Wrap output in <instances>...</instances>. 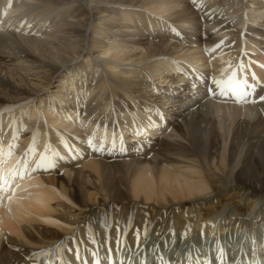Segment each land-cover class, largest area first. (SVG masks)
Segmentation results:
<instances>
[{
  "label": "bare ground",
  "instance_id": "bare-ground-1",
  "mask_svg": "<svg viewBox=\"0 0 264 264\" xmlns=\"http://www.w3.org/2000/svg\"><path fill=\"white\" fill-rule=\"evenodd\" d=\"M261 66L264 0H0V264H264Z\"/></svg>",
  "mask_w": 264,
  "mask_h": 264
},
{
  "label": "rangeland",
  "instance_id": "rangeland-1",
  "mask_svg": "<svg viewBox=\"0 0 264 264\" xmlns=\"http://www.w3.org/2000/svg\"><path fill=\"white\" fill-rule=\"evenodd\" d=\"M84 4L86 5V7L84 6ZM84 6V7H83ZM82 7L84 8V9H87L88 8V2H85V3H82ZM82 8V9H83ZM135 8H138V7H135ZM66 9H68V11H70V7H68V8H66ZM156 15V14H155ZM136 19H137V21H136V24H137V26H140L139 24L141 23V21L142 20H144L145 22H144V26H146V24H147V22H146V20H145V18H143L142 17V15L141 14H137L136 15ZM128 22H130V24L131 25H134L133 24V20H129ZM131 67H133V65H126V67L125 68H130L131 69ZM211 75V74H210ZM58 85L57 86H59L60 85V80H56L55 81ZM56 86V87H57ZM64 86V85H63ZM56 89V88H55ZM48 90H50L51 91V89H48ZM67 91V90H66ZM128 140V139H127ZM129 141V140H128ZM213 207H215V205L213 206ZM210 208V212L208 213V216H211L212 215V213H215L216 211V209L215 208ZM223 207V206H222ZM227 207L228 208H226V210L229 212V211H238L239 212V214H237L238 216H241V217H245V216H247L248 215V211H250V210H248V209H246V207L244 206V205H242L241 207L240 206H237L236 205V203H233V202H227ZM221 208V207H220ZM237 208V209H236ZM247 212V213H246ZM226 214V218H228L229 217V214L228 213H225ZM247 214V215H246ZM263 215H264V213H263ZM260 218H261V216L260 217H258V220H257V222H255V225H254V229L253 228H248L249 230H247V232H245L244 233V236H245V234H252V235H255L256 234V232L258 231V232H262V236L264 237V219L262 220V221H260ZM264 218V217H263ZM225 219H223L222 221H224ZM198 221V220H197ZM39 223V221H37L36 223H33V226H35V225H37ZM24 224L25 225H27L28 226V224H26L25 222H24ZM33 226H32V229H33ZM255 226H256V228H255ZM263 226V227H262ZM29 227H31L30 225H29ZM218 227H219V225H218ZM217 227V228H218ZM256 229H258V230H256ZM60 232H64V231H61V230H59ZM242 235V234H241ZM243 236V235H242ZM262 237V239H264ZM259 241H262L261 239H259ZM215 245H216V242L215 241H212ZM255 242V241H254ZM210 249H212V246H210V248H208V250H210ZM39 259V260H38ZM36 261H35V263L34 264H41V260L40 259H42V258H38ZM48 262H46L45 264H47ZM61 264L59 261H57V264ZM42 264H43V262H42ZM48 264H52V263H48Z\"/></svg>",
  "mask_w": 264,
  "mask_h": 264
},
{
  "label": "snow or ice",
  "instance_id": "snow-or-ice-1",
  "mask_svg": "<svg viewBox=\"0 0 264 264\" xmlns=\"http://www.w3.org/2000/svg\"><path fill=\"white\" fill-rule=\"evenodd\" d=\"M213 91H214V89H213ZM259 99L262 100V101H264V97H260Z\"/></svg>",
  "mask_w": 264,
  "mask_h": 264
}]
</instances>
